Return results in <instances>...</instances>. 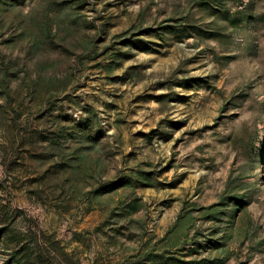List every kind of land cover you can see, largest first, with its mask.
<instances>
[{"label": "rangeland", "instance_id": "obj_1", "mask_svg": "<svg viewBox=\"0 0 264 264\" xmlns=\"http://www.w3.org/2000/svg\"><path fill=\"white\" fill-rule=\"evenodd\" d=\"M0 264H264V0H0Z\"/></svg>", "mask_w": 264, "mask_h": 264}]
</instances>
